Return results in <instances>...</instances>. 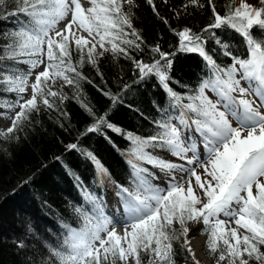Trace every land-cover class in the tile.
<instances>
[{
	"label": "snow or ice",
	"instance_id": "6c2138e0",
	"mask_svg": "<svg viewBox=\"0 0 264 264\" xmlns=\"http://www.w3.org/2000/svg\"><path fill=\"white\" fill-rule=\"evenodd\" d=\"M147 3L159 17L155 0ZM208 4L212 18L202 28L169 25L179 38L177 50L204 62L191 85L174 79V53L159 44L142 58L144 41L133 26L136 0H0V19H15L13 28L0 30V109L7 122L0 125V155L11 156L12 146L26 139L41 104L55 109L56 98L67 99L64 85L79 94V81L87 80L81 69L87 63L99 73L106 53L131 60L138 73L118 92H103L112 108L124 105L134 85L153 78L164 93L151 101L147 116L124 105L147 122L146 134L112 123L111 108L98 115L79 100L93 122L65 147L91 162L95 179L85 184L75 177L80 202H68L69 218L57 219L59 232L38 234L25 225L13 241L25 253L24 264H176L174 242L181 238L194 264H201L189 238L201 223L215 264H264V0L238 6L232 0L223 14L213 0ZM203 7L186 0L173 15L179 20L189 8ZM229 30L241 39L218 34ZM107 130L128 146L118 148ZM92 133L103 135L124 160L121 179L83 145ZM108 191L122 206L119 216L106 212Z\"/></svg>",
	"mask_w": 264,
	"mask_h": 264
},
{
	"label": "trees",
	"instance_id": "16d2710c",
	"mask_svg": "<svg viewBox=\"0 0 264 264\" xmlns=\"http://www.w3.org/2000/svg\"><path fill=\"white\" fill-rule=\"evenodd\" d=\"M138 8L134 9L136 19L133 26L139 30L144 41L143 59L148 60L150 48L159 44L162 50L174 53L172 73L176 80L195 85L202 74L203 60L197 53L178 51L179 38L171 28L193 27L196 31L209 23L212 18L211 5L208 0H200L203 8H189L190 15H182L177 20L173 9H179L186 0H155L159 17L156 16L147 0H136ZM217 11L223 12L232 0H213ZM239 0H234L239 5ZM256 3V2H254ZM160 17L168 20L166 25ZM15 19H0V30L11 29ZM218 34L240 40L234 31ZM239 47L240 45H234ZM72 59L75 62L78 54L74 43L71 47ZM133 55H138L133 52ZM230 62V61H228ZM24 69V65H20ZM98 68L85 64L81 69L87 80L79 81L81 92L73 86L65 85L63 94L67 97L63 102L55 99L56 108L47 109L42 104L40 112L34 118L38 121L34 128L27 131L26 139L11 148L12 155H0V264H24L25 253L18 250L13 241L24 234L25 225L31 223L38 234L45 233L48 228L59 232L57 219L63 215L69 218L68 202H80L75 177L78 176L85 184H91L96 173L90 161L77 151L66 150V145L77 142V138L93 122V118L81 106L80 99L85 100L95 112L103 114L111 108V122L118 127L146 134L151 131L146 121L141 120L134 112L124 105L132 104L145 115L152 112L151 101L160 100L164 93L153 78L145 83L134 85L124 99V105L112 108L111 100L104 91L116 93L123 83L131 84L137 78V70L131 60L121 56L114 58L106 53L98 60ZM88 81H91L89 83ZM174 86V85H173ZM179 90V89H178ZM1 115V110H0ZM107 136L120 149L128 146L120 135L107 130ZM85 147L93 150L117 179H121L126 171V164L120 154L103 135L89 134L82 139ZM59 157V159H57ZM32 179L24 187L19 185ZM13 190L15 194H13ZM107 197L117 203L111 191ZM192 223L188 224L191 229ZM179 228V225H174ZM205 226L203 225L202 229ZM46 234V233H45ZM203 246L207 258L215 261V255L207 247L208 233ZM181 241L174 242L176 264H194L191 255L181 247Z\"/></svg>",
	"mask_w": 264,
	"mask_h": 264
},
{
	"label": "rangeland",
	"instance_id": "374dc122",
	"mask_svg": "<svg viewBox=\"0 0 264 264\" xmlns=\"http://www.w3.org/2000/svg\"><path fill=\"white\" fill-rule=\"evenodd\" d=\"M239 2H240V0H239ZM248 2L249 3H254V2H256V0H248ZM27 67H28L27 65H24V69L25 70H27ZM59 83H62V81H59ZM64 87H65V85L61 89L62 93H63ZM53 90H56V89L54 88ZM0 110H1L0 125H4V124L7 123L6 121H4L2 119V113H3L4 110H2V109H0ZM113 202L114 201H112V200H109V199L107 200V203H110L112 206H114V207H116L118 209H122V206L121 205H119L118 203H115V202H114L115 204H113ZM109 211H110L109 208H107L106 209V212H109ZM221 218H223V217H221ZM191 226H193V225H191ZM202 227H203V224L201 223V227L200 228H198L197 230L196 229L193 230V232L191 234H189L190 241L193 240V239H195V238L202 237L201 236V234H202V232H201ZM210 262H211V264H215V261L214 260L213 261H210Z\"/></svg>",
	"mask_w": 264,
	"mask_h": 264
},
{
	"label": "bare ground",
	"instance_id": "6f19581e",
	"mask_svg": "<svg viewBox=\"0 0 264 264\" xmlns=\"http://www.w3.org/2000/svg\"><path fill=\"white\" fill-rule=\"evenodd\" d=\"M191 247L194 249L197 259L201 264H211L210 260L205 256L203 251V237L195 238L190 241Z\"/></svg>",
	"mask_w": 264,
	"mask_h": 264
},
{
	"label": "water",
	"instance_id": "95a60500",
	"mask_svg": "<svg viewBox=\"0 0 264 264\" xmlns=\"http://www.w3.org/2000/svg\"><path fill=\"white\" fill-rule=\"evenodd\" d=\"M201 227V224H199L198 226H197V228H196V230L198 229V228H200ZM191 228H193V227H191ZM195 230V229H194ZM193 231H191L189 234H191ZM201 236L203 237V245H204V241H205V238H206V236H205V234H201ZM202 245V246H203ZM210 261H213V259H211V258H208Z\"/></svg>",
	"mask_w": 264,
	"mask_h": 264
}]
</instances>
